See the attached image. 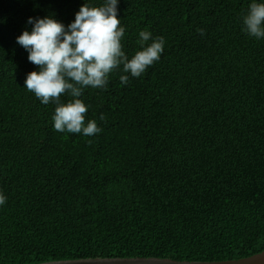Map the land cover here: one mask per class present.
Wrapping results in <instances>:
<instances>
[{
  "label": "trees",
  "instance_id": "trees-1",
  "mask_svg": "<svg viewBox=\"0 0 264 264\" xmlns=\"http://www.w3.org/2000/svg\"><path fill=\"white\" fill-rule=\"evenodd\" d=\"M250 2L120 0L125 52L143 29L165 50L127 85L118 71L85 89L102 129L86 137L54 130L16 42L28 17L67 25L85 0H0V264L264 251V39L241 30Z\"/></svg>",
  "mask_w": 264,
  "mask_h": 264
},
{
  "label": "clouds",
  "instance_id": "clouds-1",
  "mask_svg": "<svg viewBox=\"0 0 264 264\" xmlns=\"http://www.w3.org/2000/svg\"><path fill=\"white\" fill-rule=\"evenodd\" d=\"M120 0H85L72 22L65 25L52 15L28 17L16 42L28 53L38 70L27 74L24 87L44 105L55 104L52 115L57 132L91 137L102 132L95 119L86 121L89 106L81 98L85 89L107 90L109 76L120 72L122 85L139 78L161 59L166 39L143 29L138 33L140 50L129 56L122 45L126 29L119 18ZM241 30L264 39V0H251L241 16ZM201 35L203 29L198 30ZM62 96L69 99L63 101ZM104 119L103 116L100 117ZM7 196L0 191V207Z\"/></svg>",
  "mask_w": 264,
  "mask_h": 264
},
{
  "label": "water",
  "instance_id": "water-1",
  "mask_svg": "<svg viewBox=\"0 0 264 264\" xmlns=\"http://www.w3.org/2000/svg\"><path fill=\"white\" fill-rule=\"evenodd\" d=\"M40 264H264V251L253 256L227 261H178L170 258L135 257V258H94L52 261Z\"/></svg>",
  "mask_w": 264,
  "mask_h": 264
}]
</instances>
